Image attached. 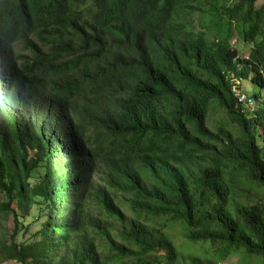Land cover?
I'll use <instances>...</instances> for the list:
<instances>
[{
  "label": "trees",
  "instance_id": "obj_1",
  "mask_svg": "<svg viewBox=\"0 0 264 264\" xmlns=\"http://www.w3.org/2000/svg\"><path fill=\"white\" fill-rule=\"evenodd\" d=\"M258 2L0 0L1 263L264 264Z\"/></svg>",
  "mask_w": 264,
  "mask_h": 264
},
{
  "label": "rangeland",
  "instance_id": "obj_2",
  "mask_svg": "<svg viewBox=\"0 0 264 264\" xmlns=\"http://www.w3.org/2000/svg\"><path fill=\"white\" fill-rule=\"evenodd\" d=\"M264 4V0H259V2L257 3L258 6ZM237 39V37L235 38ZM232 43L234 44V46H237L240 49H245L246 47L244 46V43H242L239 40H233ZM249 51V48L247 49V52ZM247 52H244L245 54H247ZM241 94L239 95V97L241 98V100L245 99L247 96H252L255 87L253 86V84L250 81H246L245 83L243 82V84L241 85ZM242 102V101H240ZM250 109H254L255 105L251 104L249 105ZM217 117V116H216ZM216 117L214 119H216ZM124 211L127 212V210L125 209ZM129 215V214H128ZM47 214H45V218L46 219ZM130 216V215H129ZM3 225H6L7 227H10L12 225L11 221H5V223L2 222ZM37 230V228H36ZM175 230V237L173 239V241L176 243L175 245L177 246V248L182 252V254L184 256L187 257H192V256H204V257H209L207 254H203L204 249L200 248V247H206L207 244H203V246H201L199 243H190L189 241H187L186 239L179 237L178 233H180L181 229H178V227ZM28 237V235L26 236V238ZM242 257V258H241ZM261 260L253 257V256H248L245 255L243 253H238L237 255L233 256L230 258L229 261H227L224 264H259ZM0 264H15L14 262H5V263H1Z\"/></svg>",
  "mask_w": 264,
  "mask_h": 264
},
{
  "label": "clouds",
  "instance_id": "obj_3",
  "mask_svg": "<svg viewBox=\"0 0 264 264\" xmlns=\"http://www.w3.org/2000/svg\"><path fill=\"white\" fill-rule=\"evenodd\" d=\"M239 84H240V82L237 83V85H239ZM237 85H235L234 89L236 91V95L239 98V100L242 101L244 104H246L248 107H249V105L254 104L251 96H247L245 99L241 100V98L239 97V95L241 94V89H237Z\"/></svg>",
  "mask_w": 264,
  "mask_h": 264
}]
</instances>
